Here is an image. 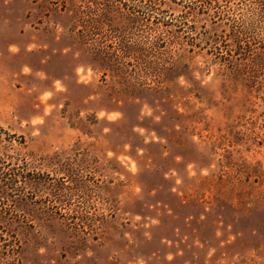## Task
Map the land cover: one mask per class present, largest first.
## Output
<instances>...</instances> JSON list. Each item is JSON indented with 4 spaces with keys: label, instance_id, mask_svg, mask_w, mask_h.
I'll list each match as a JSON object with an SVG mask.
<instances>
[{
    "label": "rangeland",
    "instance_id": "obj_1",
    "mask_svg": "<svg viewBox=\"0 0 264 264\" xmlns=\"http://www.w3.org/2000/svg\"><path fill=\"white\" fill-rule=\"evenodd\" d=\"M123 1L0 0V264H264V89L189 46L114 57L126 14L128 44L230 21Z\"/></svg>",
    "mask_w": 264,
    "mask_h": 264
},
{
    "label": "trees",
    "instance_id": "obj_2",
    "mask_svg": "<svg viewBox=\"0 0 264 264\" xmlns=\"http://www.w3.org/2000/svg\"><path fill=\"white\" fill-rule=\"evenodd\" d=\"M80 1L101 6V13L104 17L116 15V17L121 16L125 19L124 13L130 10L123 0ZM144 2L150 12H159L161 9L170 10L169 3H176L175 0H144ZM197 3H200L199 7L202 12L212 13V17L222 16L224 18L226 16L225 18L230 21L226 29L214 36L204 35L201 39V41L204 40V44L198 45V41L188 43L187 37L177 36L175 32L170 33V38L164 39L160 35L162 32L159 31L161 29H165L164 31L171 30L174 26L167 21L154 19L147 26L149 34L154 33L155 36L149 37L146 41H138L136 44H128L127 39H125L129 34L127 31L132 27L136 28L140 22L137 21L136 15L126 14V28L119 25L120 29L114 30L118 34L119 40L117 51L119 54H115L114 57L120 62H124V59L144 60V64L149 70L152 66L147 62L151 61L152 58L160 59L162 56L161 50L167 46L177 45L179 48L189 46L190 50L198 48V50H204L207 55L213 56L217 65L222 66L229 73L243 80L250 85V88L259 87L264 89V0H189L186 8L194 12L195 9L189 8V6ZM185 26L186 24L178 25L179 28L190 29V32L196 33L191 27ZM143 47H146V50ZM145 58L148 61H145ZM3 167L0 166V170ZM4 178V175L0 176V197L8 199L9 193L7 190H14L16 181Z\"/></svg>",
    "mask_w": 264,
    "mask_h": 264
}]
</instances>
